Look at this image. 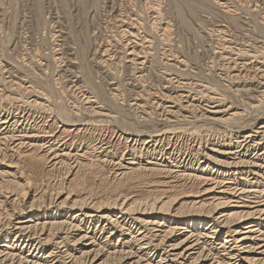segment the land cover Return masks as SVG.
<instances>
[{
    "label": "bare ground",
    "instance_id": "bare-ground-1",
    "mask_svg": "<svg viewBox=\"0 0 264 264\" xmlns=\"http://www.w3.org/2000/svg\"><path fill=\"white\" fill-rule=\"evenodd\" d=\"M153 9L152 13L156 14ZM163 31L166 34L167 27H163ZM131 44H127V56L137 65L141 49L138 52L137 45ZM140 45L144 46V43ZM241 61L240 68L238 64V68L234 66L231 70L226 67L231 77H249V81L256 82L262 89L260 91L264 92V65L255 68L246 58ZM1 83H4L3 80ZM175 86L176 90L180 88L178 83ZM37 93L29 105L42 109L40 115L24 107L26 105L14 110L0 109V264H264V189H259V186H264V114L250 122L243 118H247V113L235 111L228 115L229 108H222L219 103L206 108L190 92H179L182 112L199 110L201 117L215 123L244 119L249 128L256 120L262 121L252 130L237 134L234 143L228 144L231 146H214L204 152L198 149L195 155L189 151L176 156L178 142L186 140L180 136V132L164 130L156 134L152 132L153 135L143 138L139 135L125 137L117 130L104 131L98 128L100 125L90 128L91 123H86L83 116L73 122L74 118L71 117L78 115L79 111L72 110L69 104L66 105L67 102L64 103L65 100L60 98L64 93H60L58 98L55 96L57 103L54 106L48 104L51 101L48 97H42L41 100ZM94 97L92 99L84 92L81 93L80 101L88 104L87 109L93 114L114 117L104 113ZM16 98L20 100L18 96ZM136 105L140 107L139 103ZM158 106L164 107L163 102H158ZM167 106L170 109L165 113L169 116L173 112V116H176L178 112L171 109L174 106ZM262 107L264 102L259 99L253 108L257 111ZM166 120L172 121L170 116ZM98 121L95 120L96 124ZM91 129L94 131L89 134ZM122 139L125 140L122 148L124 152L120 160L114 161L112 152L120 147ZM87 142L93 143L96 158L86 147ZM165 142L168 143L167 147L164 146ZM191 143L194 147L197 145L196 140ZM197 161L198 166H194ZM63 165L69 171L63 181H58L56 170ZM96 165L107 177L86 181V175ZM222 175L229 177L222 179ZM147 176H155V180L146 184ZM198 186L200 189L195 190ZM184 196L187 198L183 200ZM231 207L233 210H230Z\"/></svg>",
    "mask_w": 264,
    "mask_h": 264
},
{
    "label": "rangeland",
    "instance_id": "rangeland-1",
    "mask_svg": "<svg viewBox=\"0 0 264 264\" xmlns=\"http://www.w3.org/2000/svg\"><path fill=\"white\" fill-rule=\"evenodd\" d=\"M220 2L221 4H218ZM152 9L157 13L153 14ZM120 18L127 21H123ZM127 18H129V21ZM137 23L139 24L137 25ZM163 27L168 29L166 34H163ZM154 28L157 29L155 30ZM126 29L130 32L126 31ZM123 30H125L126 34ZM136 34H139V36ZM130 39L131 41H129ZM132 39L135 41L133 42ZM127 40L137 45L138 52L141 49L139 52L141 57L139 62L137 61V65L135 62H131L127 56L129 51L127 48L129 42ZM143 43L144 46L140 45ZM220 46L223 47L221 48ZM234 47L239 49L237 48L236 50ZM256 48L260 51L257 52ZM263 48L264 0H0V73H2L0 74V83L2 80L4 82L0 84V109L4 107L14 110L26 105L24 107L27 109L31 108L33 112L40 115L42 109H39V107H36V109L29 105L30 102L32 104L37 92L41 100L48 97L47 99L51 100H49L48 104H52V106L57 103L56 97H60L64 93V97H60L63 101L65 100L64 103L67 102L66 105L69 104L72 110L79 111L78 115L81 112L79 116L75 114V116L71 117L74 118L73 122L76 121L77 117L83 116V120L86 123H91L89 125L90 128L100 125L98 128L101 130H117V132H122L125 137L139 135L146 138L152 132L156 134L164 130L167 132H180V136L186 138V140L178 142V150L175 155L179 156L182 152V155H184L185 152L188 153L189 151H192L195 155V152L199 151L198 149L204 152L206 150L209 151L214 146H231L228 144L234 143L233 140L237 134H240V132L244 133L245 130H252L256 125L259 126V122L262 120H256L249 128V125H246L248 122L244 119L253 122L259 115L264 114V107L257 111L253 108L257 105V102L259 103V99L264 102V92L260 91L262 89L259 88L256 82L249 81V77L239 78L240 82L239 79H233L228 71L234 66L235 68L237 66L239 68L242 67L241 59L243 58H246V61H251L255 68L260 66V64L264 65V61L262 62L264 59ZM248 53L250 54L248 55ZM231 60L232 62H230ZM222 66H225V68ZM12 74H15V76ZM233 80H236V82ZM181 82L185 87H182ZM177 83L180 88L177 86L176 90L175 85ZM28 84L32 85L28 86ZM189 84L191 85L189 86ZM8 85L11 87L16 86L11 88ZM19 85L23 86L20 87ZM170 87L172 88L170 89ZM4 88H7V90ZM186 88L189 91H186ZM18 89L20 92L16 93ZM10 91L12 94L10 93L9 95ZM22 92L23 95L21 94ZM84 92L92 96V99L95 95L94 99L96 98V102L99 103L97 105L104 109V113H109L118 119L116 120L115 118L114 120V117L111 118V116L107 118L108 116L102 114L91 113L89 108L87 109L89 105H86L83 100V103L80 101L82 99H80L81 93ZM179 92H190L206 108L209 105L219 103L222 108H229L228 115L238 111L247 113L248 115L244 114L247 118L244 116V119H234L233 122L229 123H225V121L224 123L219 121L215 123V121L206 117H201L202 113L199 110L182 112L181 104H179L182 103L179 101ZM70 93L73 94L71 95ZM161 93L167 95L164 94L163 96ZM177 94L178 96H176ZM11 95L13 96L12 98ZM168 95L171 99L168 98ZM17 96L20 100L16 98ZM21 96L23 97L21 98ZM112 96H114V99ZM216 96L218 98H215ZM13 98L17 99V101ZM173 98L175 101L172 100ZM53 99L56 101H53ZM27 100L30 101L27 102ZM158 102H163L164 107L160 108ZM136 103H139L142 108H137ZM70 104L73 106H70ZM171 104L174 106L171 109L178 112L175 114L176 116H173V112L169 115L174 122L166 120L169 116L165 112L170 109L167 105L170 106ZM84 105L86 106L85 108ZM78 107L80 108L78 109ZM163 108L166 109L163 110ZM180 118L185 122L183 123ZM189 118L191 121H189ZM106 119L107 121L111 119L110 123ZM95 120H99L97 124ZM243 122L246 125H244L245 128L242 126ZM144 128L145 131L143 130ZM91 131L93 132L94 130L91 129L89 134ZM190 132L191 134H189ZM193 140H196L197 145L195 147L191 143ZM121 142L122 145L120 144V147H117L112 152L114 161L120 160L124 152L122 148L125 140L122 139ZM166 145L168 146L167 142H165L164 146L167 147ZM86 147H88L93 158H96L97 154L93 143L87 142ZM210 153L213 152L210 151ZM252 155L251 153L250 157ZM197 163L198 161L194 163V166ZM64 166L56 170V175H58L56 179L58 181H63L69 171V168ZM96 167L97 165L86 175V181H96L99 178L107 177L105 172ZM225 177L228 178L229 175H222V179ZM154 178L155 176L145 177L146 184L150 180H155ZM199 189L200 187L198 186L195 190ZM259 189H264V186H259ZM186 198L184 196L183 200ZM230 210H233L232 207Z\"/></svg>",
    "mask_w": 264,
    "mask_h": 264
}]
</instances>
